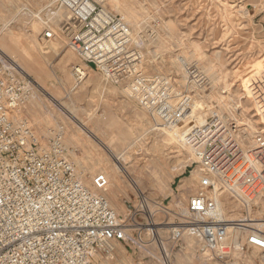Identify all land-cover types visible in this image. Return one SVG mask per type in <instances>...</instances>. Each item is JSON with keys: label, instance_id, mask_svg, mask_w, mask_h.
I'll use <instances>...</instances> for the list:
<instances>
[{"label": "built area", "instance_id": "built-area-1", "mask_svg": "<svg viewBox=\"0 0 264 264\" xmlns=\"http://www.w3.org/2000/svg\"><path fill=\"white\" fill-rule=\"evenodd\" d=\"M54 4L39 18L43 44L62 33L87 67L125 84L153 119L172 130L181 124L194 95L175 92L170 76L145 74L143 52L124 16L111 12L106 0ZM14 64L0 59V264H95L100 255L114 258L115 244L166 253L165 245L187 238L220 264H238L236 255L246 249L264 252V225L252 217L264 204V133L248 138L240 122L213 114L185 136L201 173L186 206L173 209L139 193L120 216L104 196L106 174H96L92 188L84 184L66 154L63 128L43 145L16 117L32 90ZM191 66L184 65L189 85L203 86V72ZM74 73L84 76L79 67ZM231 203L238 219L228 218Z\"/></svg>", "mask_w": 264, "mask_h": 264}, {"label": "rangeland", "instance_id": "rangeland-1", "mask_svg": "<svg viewBox=\"0 0 264 264\" xmlns=\"http://www.w3.org/2000/svg\"><path fill=\"white\" fill-rule=\"evenodd\" d=\"M56 1L0 0V59L15 61L19 67L21 63L26 72L19 71L32 90L16 117L30 124L43 145L63 128L66 154L78 174L80 171L88 179L108 174L110 186L104 196L118 215L126 214L139 193L173 209L186 206L201 177L188 148L178 156L175 144L166 141L171 131H153L157 123L138 102H128L126 85L115 84L87 67L65 45L69 41L62 33L58 34L66 38L65 44H43L39 18ZM112 3L120 6L121 12L112 9ZM106 7L129 18L126 21L132 34L138 36L134 45L145 56L147 75L170 76L180 92L194 95V104L181 124L194 126L199 108L205 105L218 115L221 110L229 120L237 118L248 138L264 133V0H107ZM21 42L41 50L55 49L46 57L45 76L18 58ZM10 46L12 50H6ZM184 62L203 72V86L189 85ZM77 65L87 69L90 81L77 79ZM181 124L173 131L177 137L188 131ZM159 147L170 149V153H156ZM116 156H122L126 171L118 169ZM84 184L93 187L92 179ZM228 217L238 218L235 204H229ZM165 247L169 255L158 247L138 252L115 244L114 258L100 255L95 264H220L204 260L192 239ZM235 260L238 264H264V252L246 249Z\"/></svg>", "mask_w": 264, "mask_h": 264}, {"label": "bare ground", "instance_id": "bare-ground-1", "mask_svg": "<svg viewBox=\"0 0 264 264\" xmlns=\"http://www.w3.org/2000/svg\"><path fill=\"white\" fill-rule=\"evenodd\" d=\"M107 1V0H106ZM126 1V0H125ZM129 4V9H131L132 8V4H131V2L129 1L128 2ZM112 9H115L116 11H118V12H121V7L120 6H118L116 3H112ZM126 20H129V18H126ZM127 23L129 24L130 22L129 21H127ZM1 38H3V37H1ZM66 41V38L64 37V36H61V35H59V34H57L56 36H55V38L52 40V41H61V42H63L64 44H65V42L64 41ZM132 40H133V44H136V42L138 41V36L137 35H135V34H132ZM5 41V40H4ZM3 44V43H2ZM4 45H6V44H4ZM65 45H67V46H69V44H67V41H66V44ZM66 46V47H67ZM5 47V46H4ZM3 47V48H4ZM2 49V48H1ZM70 49H71V51H73L74 53H76L71 47H70ZM3 50V49H2ZM6 50H12V47L10 46V47H8ZM20 50H21V52L22 53H19L20 55H18V58L20 57L21 59H23V61H25V62H28V63H31L33 66H35L41 73H42V76H45V74H46V68H47V64H46V57L48 58L49 57V55L53 52V50H55L53 47H49V48H47V49H39L38 47H31L30 45H26V44H24L23 42H21L20 43ZM77 54V53H76ZM143 56H144V54H143ZM15 58H17V57H15ZM20 60L18 59V62H19ZM15 62V61H14ZM22 67H23V65L21 64V63H19ZM15 66H16V68H18L19 70H22L21 72H26V71H24L23 70V68H21V66L19 67V65L17 64V62L14 64ZM49 66V65H48ZM177 66V65H176ZM76 67H79V68H81V71L84 73L83 75V78H85V80H91L92 79V77H90L89 76V73L87 72V69L85 68V67H83V66H80V65H77ZM143 71L145 72V74H147V71H146V65H145V56H144V61H143ZM73 73V72H72ZM65 74V73H64ZM69 75H70V73H68L67 74V77L71 80V78L69 77ZM148 76H150V75H148ZM165 76V75H164ZM166 77V76H165ZM169 77V76H168ZM106 79V78H105ZM42 80V79H41ZM177 86V85H176ZM175 92H180L179 91V89H178V86H177V88H176V90H174ZM125 92H126V99L129 101V102H131V100L135 103V102H137L134 98H133V96L131 95V93H130V91H129V89H125ZM53 98V97H52ZM194 99V98H193ZM53 100H56L57 101V99H55V98H53ZM132 103V102H131ZM138 105H139V103H138ZM223 108V107H222ZM213 109H210L208 106H205L204 105V107L203 108H199V113H200V116L198 117V119H197V121H195L194 122V126H187L188 124H184L185 126V128H187L188 129V131H186V133L188 134V132H190L192 129H194V128H196V127H198L199 126V124L200 123H202V121L204 122H207V120L209 119V117H211L213 114H216L217 112L216 111H212ZM218 112H220V114L219 115H221V116H223L222 114H221V110H219L218 109ZM194 115V114H193ZM230 117L232 116V113H231V115H229ZM223 117H225V118H227L226 116H223ZM192 119V118H191ZM231 120H234V121H238V119L237 118H232ZM153 121H155V123H160L161 124V127H159L157 124H156V127L154 126V129H153V131H156V130H158V129H164L165 131H166V129L167 130H169V131H171L169 134H168V138L166 139V141H168L169 143H173V144H175V148H177V149H175L176 151H177V153H178V156H181V155H183V152H184V149L187 147L188 148V150H189V152H190V154H191V156H192V159L193 160H195L194 159V157H193V154H192V151H191V149L188 147V145L186 144V141H185V136L186 135H182V136H179V137H177L176 135H174V133H173V131L175 130V129H178V127L180 126H178V127H176L175 129H173V130H170V129H168L167 128V125H165L159 118H154L153 119ZM182 121H184V119L182 120ZM182 123V122H181ZM183 124H181V126L183 125ZM157 135V134H156ZM168 144V143H167ZM161 146V145H160ZM163 147H165V146H163ZM172 150V149H171ZM155 152L156 153H158V154H160V155H162V156H164V155H167V154H169L170 153V149H167V150H165L164 148H162V149H160V147H159V149H155ZM121 157L122 156H116L115 157V160H116V162L118 163V165H117V167H118V169L120 170V171H123V170H127V166L124 164V162L123 163H121ZM117 169V170H118ZM119 173V172H118ZM106 175H107V177H108V179H109V182H110V178H109V176H108V174L107 173H105ZM79 175L81 176V178H83V180H84V182L85 183H87V184H89L90 183V181H91V179L93 180V178L94 177H92V178H87L83 173H81L80 171H79ZM109 186H110V184H109ZM108 191V190H107ZM112 191V190H111ZM110 194V193H109ZM112 196V195H111ZM113 199V198H112ZM225 214V215H224ZM227 212H225V213H223V211L221 210L220 211V214H219V216H222V217H227ZM252 217L256 220V221H258V222H260L259 223V225H264V205H263V207H262V209L260 210V211H258L257 213H255V215L253 214L252 215ZM228 218H230V217H228ZM239 218V217H238ZM238 218H232V219H238ZM167 250H166V255H169V254H167ZM169 253V252H168ZM206 259V257L204 258V260ZM207 260V259H206ZM204 262V261H203ZM203 262H200L199 264H203ZM167 263V262H166Z\"/></svg>", "mask_w": 264, "mask_h": 264}, {"label": "crops", "instance_id": "crops-1", "mask_svg": "<svg viewBox=\"0 0 264 264\" xmlns=\"http://www.w3.org/2000/svg\"><path fill=\"white\" fill-rule=\"evenodd\" d=\"M53 42H61V41H53ZM129 102V101H128ZM131 103V102H130ZM132 104V103H131ZM194 264H196V263H194ZM199 264V263H198Z\"/></svg>", "mask_w": 264, "mask_h": 264}]
</instances>
